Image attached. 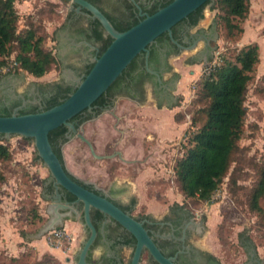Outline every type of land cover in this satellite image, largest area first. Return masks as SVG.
<instances>
[{
  "label": "water",
  "instance_id": "water-1",
  "mask_svg": "<svg viewBox=\"0 0 264 264\" xmlns=\"http://www.w3.org/2000/svg\"><path fill=\"white\" fill-rule=\"evenodd\" d=\"M75 4L96 19L112 41L86 75L72 79L76 89L66 99L48 109L8 116L0 115V138L20 136L33 139L36 154L49 177L42 181L43 199L49 219L24 240L44 236L61 227L62 218L75 220L82 207L86 237L71 264H140L144 250L150 264H205L192 256L187 240H199L201 222L168 213L166 224L140 222L117 204L127 193L116 195L113 169L131 171L134 180L153 168L164 166L160 152H150L149 138L137 127L133 114H139L140 91L149 86L157 109L173 111L164 94H176V79L162 86L167 78V49L175 57L193 55L203 46L204 58L187 68L205 66L214 55L216 27L210 37L184 34L196 9L207 0H172L140 19L125 31L114 28L109 19L87 0H60ZM200 38H204L201 40ZM211 51V53H210ZM186 68V69H187ZM247 264H253V259Z\"/></svg>",
  "mask_w": 264,
  "mask_h": 264
},
{
  "label": "rangeland",
  "instance_id": "rangeland-1",
  "mask_svg": "<svg viewBox=\"0 0 264 264\" xmlns=\"http://www.w3.org/2000/svg\"><path fill=\"white\" fill-rule=\"evenodd\" d=\"M68 5V2L60 0H15L14 6L18 12L17 30L26 28L29 23L39 27L40 33L46 36L45 48L57 55V42L53 38V32L61 24ZM102 6L106 11H112L111 7L103 1ZM207 7L209 6L204 8L203 18L197 25L202 24ZM214 26L217 37L213 50L220 52L222 60L225 56L233 59L239 49L245 47L239 42L240 36L236 39L227 38L223 29ZM15 54L13 50L7 57L0 76L8 72L4 71V68L13 64ZM71 58L66 61L78 66L77 61ZM167 62L172 67L170 56ZM178 63L181 65L179 77L184 75L185 79L176 95L178 108L168 113L166 118L169 119L177 114L175 118L177 123L172 124L166 138L157 136L156 132H154L156 140L148 136L150 152L159 151V161H164V166L153 168V173L142 175V179L138 181L134 180L131 171L113 169L114 181L116 182L117 174L127 175L130 181L137 184L139 192L135 194H140L142 202L139 203V197L135 195H131L126 201L128 203L130 198H135L136 205L133 211L135 215L146 213L145 201L148 199L160 205L163 204V208L164 204H169L176 197L178 201H174L170 206L180 204L194 220L201 222L199 240L192 241L213 254L221 264H241L245 260L246 248L241 245L238 237L240 232L244 233V240H250V247L264 262V216L249 208V193L258 177L257 165L262 163L264 155V54L259 53V60L254 66L252 78L246 90L247 112L243 135L238 142L241 148L240 155L237 162L232 163L228 174L207 202L184 198L174 177L175 160L184 154L190 146V137L203 123L201 118L199 122L192 125L191 118L198 108L205 105V101L197 99V93L198 79L202 74H206L207 63L205 66L197 67L196 71L185 66L183 57L178 60ZM59 72L58 60L51 70L41 77L22 72L19 75L20 82L17 88L22 90L32 83L44 85L56 81L59 78ZM145 89L146 96L149 87L145 86ZM137 115L139 116V114H133L134 117ZM6 140L11 158L0 165L5 176V180L0 182V264L30 262L36 264V259H32L35 254V246L32 242L40 238L25 241L24 235L36 232L48 219L46 213L48 202L41 197L43 174L39 167L42 163L34 158L33 141L24 140L20 136H11ZM131 186L133 187V184H129V191L133 190ZM260 204L264 208V200ZM64 245H67V242ZM143 261L142 264H146L145 256Z\"/></svg>",
  "mask_w": 264,
  "mask_h": 264
},
{
  "label": "trees",
  "instance_id": "trees-1",
  "mask_svg": "<svg viewBox=\"0 0 264 264\" xmlns=\"http://www.w3.org/2000/svg\"><path fill=\"white\" fill-rule=\"evenodd\" d=\"M14 1L0 0V71L13 50L16 52L14 61H16L17 66L12 72L8 71L1 74L0 78H5L8 75L19 76L22 72L41 77L56 64L57 57L51 50L45 48L46 36L40 33L39 27L29 23L26 28L17 30L18 12L15 9ZM87 1L97 6L118 31L127 30L143 18L139 16L134 4L128 0H125L127 11L117 14L104 11L99 5L101 0ZM135 1L139 2L142 12L152 14L172 0ZM206 6L215 11L213 24L223 29L227 38L234 37L236 39L240 36L243 31L241 23L249 12V0H207L196 9L194 17L184 34L185 36L203 18V10ZM72 13L70 12L69 15ZM63 26L64 24H60L58 28ZM88 28L89 33L85 34L86 40L98 44L96 55L100 56L110 44L112 38L109 35L104 36V30L96 19H89ZM53 38L55 39V32H53ZM167 50L169 52L168 57L175 54L174 49ZM191 60L188 59L187 62H191ZM258 60L257 44H249L239 49L233 59L225 56L219 66L215 67L209 74H202L198 79L197 99L205 101V105L195 111L191 118V124H196L201 118H203V123L190 137V146L182 156L175 160L174 165V177L184 198L207 202L228 174L232 163L237 162L238 155L241 152L238 142L243 135L247 112L245 106L246 90ZM92 65L93 62L87 63L82 75H86ZM166 70L167 72L171 71V66L167 61ZM172 77L178 79V74L172 73ZM55 87V92L43 100L41 109L36 110L32 107L30 110H26L23 108L19 109L17 114L48 109L59 104L76 89V85L63 86L56 84ZM145 92V88L142 86L140 102L145 100ZM1 110L0 115L3 116L12 113L7 107ZM174 117L177 118V114ZM22 138L33 141L31 138ZM6 141V138H0V165L11 158V152ZM34 158L39 160L36 150L34 151ZM257 169L258 177L249 193V208L264 216V208L260 204L264 200V155L262 163L257 165ZM44 179L46 178L41 181ZM4 180V173L0 169V182ZM44 200L49 201L48 198ZM135 205V198H131L127 205L118 204L123 211H128L134 208ZM181 208L182 206L176 203L172 204L169 210L175 211ZM140 215L146 217L144 214ZM238 237L242 246H250V240L243 239V232H240Z\"/></svg>",
  "mask_w": 264,
  "mask_h": 264
},
{
  "label": "crops",
  "instance_id": "crops-1",
  "mask_svg": "<svg viewBox=\"0 0 264 264\" xmlns=\"http://www.w3.org/2000/svg\"><path fill=\"white\" fill-rule=\"evenodd\" d=\"M250 7L249 12L246 16V18L242 21V33L240 34L239 42L247 46L249 44H257L258 46V57L259 53L261 55L264 54V0H249ZM215 11L207 7L204 11V19L202 24L194 26L190 32L191 33H202L206 37L210 35L211 27L214 26L213 24V17H214ZM64 17V16H63ZM63 21V18H62ZM62 23V22H61ZM217 32V30H216ZM262 38V39H260ZM201 40H204V38H200ZM77 45H82L88 50H94L96 43H91L90 41L83 40L77 43ZM214 48V47H212ZM211 53V51H210ZM197 56L204 58V50L203 46H196L193 55H186V56H179L175 57V54L170 55L171 59V71L167 72V78H164L163 80H167L172 73H179L181 65L178 63V60H180L182 57L185 59V66L188 67L190 63L197 61ZM75 59L77 61V59ZM188 59H192L191 62H187ZM89 62H91V59H88ZM87 60L85 63H89ZM192 71H196L197 67L190 68ZM38 79V78H37ZM185 79L184 75H181L177 81V89L176 94H168L170 99L168 101L170 103L176 104L177 102V96L180 89L182 81ZM149 87V86H148ZM177 105H175L174 110L177 109ZM173 110V111H174ZM168 110H162L157 109L153 94L148 90V93L146 94V98L143 102H140L139 104V116H135V122L137 124V127L144 130L147 136H150L152 138H156V135H154L156 132L157 136L161 138H166L168 136V132H170L169 129H171L172 124H176L175 120V114L172 115V117L168 118V113L173 112ZM156 140V139H155ZM40 165V164H39ZM38 165V167H39ZM40 171L43 174V178L49 177V172L47 168H45L43 165L40 167ZM143 176L145 174H142ZM115 190L116 195L127 193L126 198L123 200L121 204H125L127 199L131 195H135L139 197V203L140 201V194L135 192H139V188L137 184L130 181L127 175H119L117 174L115 178ZM140 179H137V181ZM136 181V182H137ZM129 184L132 185V191L130 190ZM135 185V188H134ZM174 201H178L176 197L170 202L169 204H159L156 201L146 200L145 203L147 205V214H151L156 218L161 217L164 215L168 209L171 203ZM47 206L50 202L47 201ZM46 206V207H47ZM47 213V212H46ZM48 214V213H47ZM49 219V214H48ZM47 219V220H48ZM80 217L77 216L75 220H72L71 218H62V226L61 229H63L68 234V241L67 245H63L61 247H53L49 246L46 242L45 235L44 237H39L40 239L35 240L34 245L35 246V254L33 255L32 259H36V264H71L73 262V256L76 254V251L80 248L82 240L86 237V233L83 230V224L79 221ZM57 228V227H56ZM32 264V262L28 263Z\"/></svg>",
  "mask_w": 264,
  "mask_h": 264
},
{
  "label": "flooded vegetation",
  "instance_id": "flooded-vegetation-1",
  "mask_svg": "<svg viewBox=\"0 0 264 264\" xmlns=\"http://www.w3.org/2000/svg\"><path fill=\"white\" fill-rule=\"evenodd\" d=\"M102 1L111 7L112 10L111 12H108L103 8ZM128 1L131 2L130 0ZM137 3L139 4V2ZM99 5L103 8L104 11L111 14H113V12L117 14L119 12L127 11L125 0H101ZM75 7H76L75 4L69 3L65 15L63 17V21L61 23L64 24V26L58 28L55 31V40L57 42L56 57L60 63L59 78L56 81L44 85L43 84L38 85L32 83L30 84V86L22 88V90H18L17 88L20 82L19 76L8 75L5 78H0V113L2 112L1 109H3L4 107L9 108L12 112L15 109L16 111H18L19 109H23V108H25L26 110H30L32 107H34V109L36 110L41 109V107L43 106V100L55 92L56 84L63 86L76 85V82L72 79L71 76H73L74 78H78L82 76L83 69L87 64L85 63L86 60L88 61V59L97 56L96 55L98 51L97 43H96L97 45L94 46L95 47L94 50H90V49L88 50L82 45H77L78 42L86 40L85 34L89 33V28H88L89 19L90 20H94V19L91 18L84 10L76 12L74 10ZM70 12L73 13L69 15ZM190 30L187 36L184 35V38L193 40V38L191 37ZM104 36H106L105 33ZM207 37L209 38L210 35H208ZM90 42L92 43V41ZM70 57L72 58L75 57L77 59L78 66H74L66 61ZM173 80L175 79L171 75L167 80L161 79L160 84L162 86H165L170 82H172ZM164 95L167 99H170L168 94H164ZM48 199L50 200V198ZM128 203L125 204L120 203V205H127ZM81 213H82V207L78 214L80 218H81ZM168 213L187 218L184 224H188L189 220L192 218L189 212H187L183 208L176 209L175 211H170L168 209V211L159 218H156L153 215L147 213H143L144 215H146V217H142V215L140 214L135 215L133 213L131 216H133L136 220L140 221L141 223L151 222L155 225H161V224H166ZM187 242H188L189 251L191 252L192 256L195 257L196 259L200 260L205 264H221L220 261L213 254L197 246L194 243V241L187 240ZM245 248H246V258L241 264H247L252 259H253V264H264L263 260H261L255 254L252 247L247 245L245 246ZM143 256H145L146 264H150L147 262L150 255L146 250L142 252L140 264L144 262Z\"/></svg>",
  "mask_w": 264,
  "mask_h": 264
},
{
  "label": "built area",
  "instance_id": "built-area-1",
  "mask_svg": "<svg viewBox=\"0 0 264 264\" xmlns=\"http://www.w3.org/2000/svg\"><path fill=\"white\" fill-rule=\"evenodd\" d=\"M213 57L207 62V66L205 68V73L209 74L211 71L215 69V67L219 66L221 63V54L219 51L213 50ZM213 58V59H212ZM17 63L14 61L13 64L9 65V67H5L4 71H13L16 68ZM45 239L48 245L53 247H61L68 241V234L61 228H54L48 231L45 235Z\"/></svg>",
  "mask_w": 264,
  "mask_h": 264
}]
</instances>
